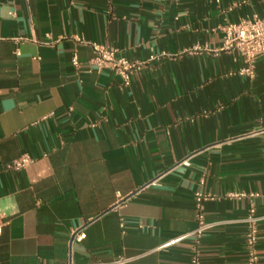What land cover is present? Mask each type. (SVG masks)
I'll return each instance as SVG.
<instances>
[{
	"label": "crops",
	"instance_id": "crops-1",
	"mask_svg": "<svg viewBox=\"0 0 264 264\" xmlns=\"http://www.w3.org/2000/svg\"><path fill=\"white\" fill-rule=\"evenodd\" d=\"M253 15L264 0H0V264H193L191 238L160 247L196 228L200 191V264H249L252 207L264 264V55L249 77L221 50ZM80 40L169 56L123 87Z\"/></svg>",
	"mask_w": 264,
	"mask_h": 264
},
{
	"label": "built area",
	"instance_id": "built-area-1",
	"mask_svg": "<svg viewBox=\"0 0 264 264\" xmlns=\"http://www.w3.org/2000/svg\"><path fill=\"white\" fill-rule=\"evenodd\" d=\"M222 30L224 32V38L222 41L221 50L238 51L244 61V66L240 69L239 73L241 75L254 77L257 60L259 57L264 55V17L253 15L249 18H243L238 22H230L222 26ZM80 41L91 45L94 50L95 55L91 59L90 68L97 69L99 71H112L115 75L120 77L121 85L123 87L131 86L133 77L142 67L156 60H160L163 57L169 56L166 51H161L159 53L152 54L147 60L132 61L125 55L120 54L119 51L112 46L83 40ZM72 62L76 68L80 67V61L76 54L74 55ZM32 161L33 159L30 155L24 154L19 159L15 160L10 165V168L14 170H21L27 167ZM184 164L190 165V162L187 160L184 161ZM231 196L240 198L245 196V194H232ZM250 196H255V194L252 193ZM212 199H214V197L208 193L201 191L197 192L195 194L197 220L196 228L189 233L178 236L166 242L160 248H168L191 238L196 251V254L192 258V263L200 264L197 247L201 243L205 234L209 230L215 228V226L218 224L216 222H209L206 216L205 203ZM243 221L248 227L246 242L249 264H257L259 257L256 246L259 238L258 225L260 218L255 215V209L253 207L250 209L248 215ZM121 227L125 232L124 222L121 223ZM82 236L83 235L80 233L76 235V239L80 240ZM131 262L132 260L130 259L120 258L114 262L97 264H131ZM68 264L75 263L71 261Z\"/></svg>",
	"mask_w": 264,
	"mask_h": 264
}]
</instances>
